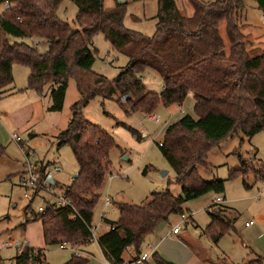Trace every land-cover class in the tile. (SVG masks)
<instances>
[{
	"label": "trees",
	"instance_id": "1",
	"mask_svg": "<svg viewBox=\"0 0 264 264\" xmlns=\"http://www.w3.org/2000/svg\"><path fill=\"white\" fill-rule=\"evenodd\" d=\"M9 1L14 4L13 9L0 16V100L15 93L14 65L29 69L27 89L41 94L44 86L53 84L49 113L62 110L68 78H74L80 95L71 107L72 118L66 129L56 137L57 147L68 146L79 168L77 177L65 189L71 208L47 206L43 213H34L30 201L24 209L33 221H41L47 245L91 242L89 227L100 200L98 191L111 170L108 154L115 145L107 133L82 117L81 111L96 96H129L130 111L146 115H151L160 103L166 108L181 107L191 96L197 118L186 115L168 126L161 146L158 144L175 182L181 186V194L153 193L141 206H118V221H106L113 229L97 240L108 264H121L127 248L140 254L145 238L169 217L182 215L185 203L208 193H224L222 181L205 182L198 168L208 167V153L228 138L241 134L251 139L264 133V53L250 56L239 29L237 15L243 11L245 0H214L208 4L188 0L193 10L191 17L177 9L175 0H157L155 33L151 38L123 28L127 2L104 10L102 0H71L78 9L75 22L79 29H73L56 16L63 0H42L44 9L33 0ZM252 1L264 19V0ZM221 23L225 26L227 50L220 34ZM99 33L117 54L128 59L112 81L91 70L96 54L91 41ZM33 37L49 43L43 52L23 42ZM145 70L154 71L161 78L160 96L142 84ZM237 173L242 171H234L230 177ZM39 175L45 176L43 169ZM207 213L210 224L206 232L217 244L231 225L220 205L212 203ZM72 216L76 218L71 219ZM153 261L171 264L158 255H153ZM88 263L87 258L73 255L66 264ZM13 264L47 263L42 251L25 248L14 257Z\"/></svg>",
	"mask_w": 264,
	"mask_h": 264
},
{
	"label": "rangeland",
	"instance_id": "2",
	"mask_svg": "<svg viewBox=\"0 0 264 264\" xmlns=\"http://www.w3.org/2000/svg\"><path fill=\"white\" fill-rule=\"evenodd\" d=\"M33 1L37 7L44 9L42 0ZM116 1L102 0L103 9H114ZM201 1L211 3L209 0ZM126 2L123 8V28L147 38L153 37L157 0ZM244 3L243 11L237 15V23L245 36L250 56L261 55L264 53V19L252 0H245ZM175 4L184 16L190 17L193 10L188 0H175ZM77 11L71 0H63L56 16L73 29H79L75 22ZM2 13L0 6V16ZM220 34L227 50L224 23L220 25ZM33 40L40 42V52L46 49L44 39L33 37ZM23 42L30 46L32 43L29 40ZM91 48L96 50L92 72L108 81L114 80L128 63L127 57L117 54L100 33L92 38ZM29 73L26 67L13 66L12 88L15 92L27 85ZM141 80L149 91L161 95L162 80L154 71L145 70L141 74ZM52 86L53 84H47L43 87V109L35 116V122L30 125L29 130L22 132L0 117V143L9 148L7 155L0 153V264H13L18 253L12 246L15 241L26 243V248L34 251H42L47 264H66L73 255L87 258L88 264H106L96 242L97 238L86 247L78 249L75 245L67 244L66 249L61 250L59 245H47L43 239L41 221H33L30 213H24L32 197L29 191L20 187L18 173L23 171V151L27 148L31 152L30 161L38 168L37 174L43 169L42 164L56 183V193L65 190L79 172L71 149L68 146L58 148L56 140L72 118L71 107L80 99L76 81L72 77L68 78L63 107L58 113L46 111V105L50 103L47 94ZM45 95L47 96L44 97ZM21 99L25 97L1 99L0 113L14 111L16 102ZM128 99L129 96H121L119 93H114L107 99L96 96L81 111L85 120L107 133L115 144L108 154L111 170L104 186L98 191L100 200L93 212L92 224L96 227L97 237L110 230L106 221H118V206H141L153 193L169 191L173 196L181 194V186L175 182V175L162 156L158 144L162 142L166 128L182 117L188 115L197 119L192 97L188 96L181 107L174 105L166 108L160 103L151 115L140 111L131 112L127 105ZM11 135L19 136L23 140V146L27 148L16 145L11 140ZM206 164L208 167L198 168L199 176L205 182L222 181L224 193H208L184 204L182 214L187 218L191 216V220L182 223L180 215L169 217L157 231L145 238L141 251L146 249L147 243L154 240L158 231L162 230L161 236H164L167 231L178 226L180 235L174 241H163L161 249L180 264H248L257 259L263 260L264 264V133L251 139L241 134L228 138L208 153ZM54 168H60L61 172L54 173ZM237 170L242 173L230 177ZM164 173L167 174L163 176ZM25 193L30 198H25ZM106 197L111 202L107 207ZM218 197L225 201L220 206L225 211L224 215L231 229L215 244L206 232L210 224L207 209ZM52 202V198L42 195L41 198L32 200L31 208L34 213H38L39 207ZM102 214L105 215L104 220H101ZM248 222L253 225L247 228L245 224ZM193 250L198 253L194 258Z\"/></svg>",
	"mask_w": 264,
	"mask_h": 264
},
{
	"label": "built area",
	"instance_id": "3",
	"mask_svg": "<svg viewBox=\"0 0 264 264\" xmlns=\"http://www.w3.org/2000/svg\"><path fill=\"white\" fill-rule=\"evenodd\" d=\"M0 6L2 7V11L3 13L13 9L14 4L12 2H10L9 0H5V1H1L0 0ZM2 13V14H3ZM1 14V15H2ZM29 41H31V46L35 49L40 51L42 48L40 46V42L33 40V38H30ZM49 45V43L45 40L44 43V47L47 48V46ZM16 143H20L21 142V138L17 135H12L11 137ZM162 142L159 143V145L161 146ZM24 162H25V169L23 172V175L20 176L19 178V185L20 187L25 190V191H29L31 193V197L32 198H37V197H41L42 195L48 196L50 198L53 199L52 203H47L45 205V207L47 206H53L54 208H58V209H63V208H71V204L68 201V199L66 198L65 195V191H60L58 193H56L55 187L48 184L47 183V177H49L50 175L48 174V172L46 173L45 171V176L44 177H40L37 172H36V165H34L31 161H30V156H31V152L29 150H26L24 152ZM53 172L55 173H59L61 172L60 168H54ZM25 198H30V196L28 194H24ZM216 204H223L224 203V199H222L221 197H218L215 200ZM111 202L110 199L108 197L105 198V206H110ZM45 207H39L38 208V213H43L45 211ZM105 215L102 214L101 215V220H104ZM71 219H75L76 216H72L70 217ZM180 218L182 220V223L187 221L188 219L190 220L191 216H189L188 218L186 216H184L183 214L180 215ZM253 223L252 222H248L245 224V227H250L252 226ZM113 228H110V230H112ZM95 230L96 227L93 226V224H91V226L89 227V232H90V238H91V242L98 240V237L95 235ZM179 232V227L176 226L173 230L172 233L173 234H177ZM8 246V244H7ZM12 246L18 251V253H20L23 249H25V244L19 242V241H15L13 242ZM67 246V243H62L59 244V248L61 250H65ZM125 259L121 264H152V252H141L140 254H136L134 252L133 248H127L125 250Z\"/></svg>",
	"mask_w": 264,
	"mask_h": 264
},
{
	"label": "crops",
	"instance_id": "4",
	"mask_svg": "<svg viewBox=\"0 0 264 264\" xmlns=\"http://www.w3.org/2000/svg\"><path fill=\"white\" fill-rule=\"evenodd\" d=\"M145 1H147V0H145ZM209 1L213 2L214 0H209ZM190 14L191 15H189V16L191 17L193 12H191ZM12 74H13V69H12ZM43 95H44V93L39 94V93H36L33 90L27 89V85L24 86V87H20V89L17 90L13 95H10V96H7V97L9 98V97L18 96V97H25V99H21L18 102H16V109L14 111H12L10 113L2 112V113H0V115H1L0 117L2 118V120L7 122V124L15 126L18 130H21L22 132L26 131V129L29 130L30 125L33 122H35V116L39 115L41 113L42 109H43V105L41 103V99H43ZM47 95H50V93H48ZM47 95H45L44 97H46ZM7 97H4V98L7 99ZM13 99H15V98H13ZM49 99H50V96H49ZM50 104H51V100H50V103L46 105L47 109L49 108ZM193 108H194V105H193ZM11 137H12V135H11ZM11 140L14 141L12 138H11ZM14 143L16 145H18V146H23V140L22 139H21L20 143H16L15 141H14ZM24 148H27V147H24ZM7 150H9V148L3 147V145H1V143H0V153L4 154V155H7ZM26 150L30 151L29 148H27ZM25 151H23V152H25ZM11 157H12V155H11ZM41 168H43L44 173H45L46 169L44 168V166L42 164H41ZM24 169H25V162L23 161V171H21V173H18L19 178H20V176L23 175ZM37 169L38 168L36 166V172H37ZM8 172H10V171H8ZM55 184L56 183L54 182L53 186H55ZM37 198H41V197H37ZM33 199L34 198H32V200ZM217 205H221V204H217ZM190 220H191V218H190ZM160 225L156 228L155 231H157L159 229ZM106 232L107 231H105V233ZM180 232H181L180 229H179V232L177 234H173L172 231H167V233L164 236H161L162 233H163L162 230L158 231L157 234L154 237V240L152 242L147 243L146 249L142 250V252H144V251L152 252L153 255H158L161 259H163L166 262H169L171 264H180L179 262L176 261V259H173L170 255H168L165 250L161 249V244L163 243V241H166V240L174 241V238L178 237L180 235ZM90 243L91 242H88L87 244H76L75 246L78 249H80L81 247L88 246ZM5 244H7V243H5ZM23 244H25V247H26L27 244L24 243V242H23ZM195 256H198L197 250H195V251L193 250L192 258H194ZM125 257H126V255L124 254V259H125ZM151 261H152V264H155L154 261H153V256H152V260ZM106 264H108V263L106 262Z\"/></svg>",
	"mask_w": 264,
	"mask_h": 264
},
{
	"label": "water",
	"instance_id": "5",
	"mask_svg": "<svg viewBox=\"0 0 264 264\" xmlns=\"http://www.w3.org/2000/svg\"><path fill=\"white\" fill-rule=\"evenodd\" d=\"M126 3V0H117L116 1V5L117 6H122V5H124ZM167 173H164L163 174V176H165ZM75 177H77V175L75 176ZM47 183L48 184H50V185H54V181L52 180V178L49 176V177H47Z\"/></svg>",
	"mask_w": 264,
	"mask_h": 264
}]
</instances>
